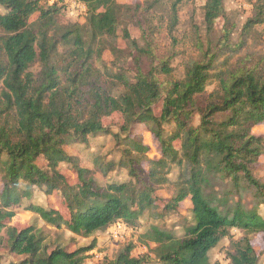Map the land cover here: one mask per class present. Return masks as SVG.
<instances>
[{"label": "trees", "instance_id": "trees-1", "mask_svg": "<svg viewBox=\"0 0 264 264\" xmlns=\"http://www.w3.org/2000/svg\"><path fill=\"white\" fill-rule=\"evenodd\" d=\"M67 1L43 6L42 0H0V245L17 258L0 264H84L95 249V240L69 249L46 242L34 226H10L14 211L8 208L30 199L35 188L59 193L68 217L56 208L26 206L56 228L89 237L119 221L137 230L143 226L142 216L161 215L156 214L154 192L166 183L172 168L178 169L179 187L163 210L176 209L189 198L191 221L183 233L147 224L138 235L147 253L134 256L136 245L129 241L99 264H220L210 262L209 252L223 239H229V264H258L248 236L261 233L264 239L259 212L264 182L254 173L264 153V138L252 134L251 126L264 121V75L242 62L226 67L243 43L232 46L231 31L223 25L217 43L201 46L200 59L186 66L182 79L173 81L169 62L155 64L157 57L145 38V48L132 47L150 63L142 68L137 61L133 80L114 74L123 88L114 96L104 90L90 60L95 40L105 38L112 45L117 38V0H79L86 7L84 23L64 26L59 16ZM175 1L173 6L180 0ZM253 9L255 15L244 29L264 21V0H255ZM224 16V0H205L206 32H213ZM176 24L177 11L172 8L171 31ZM84 35L90 37L88 43ZM123 35L130 39L125 29ZM60 46L66 55L63 67L56 64ZM37 58L41 68L34 75L29 68ZM61 73L67 75L65 84ZM212 79L216 87L205 97ZM114 112L124 117L120 134H114L118 160L96 163L102 175L125 171L128 180L101 185L65 148L88 136L112 134L103 119ZM194 114L199 117L197 126L192 124ZM133 123L145 125L155 137L160 158H146L148 147L129 134ZM63 162L73 168L75 185L60 173ZM232 229L243 236L233 239Z\"/></svg>", "mask_w": 264, "mask_h": 264}, {"label": "rangeland", "instance_id": "rangeland-1", "mask_svg": "<svg viewBox=\"0 0 264 264\" xmlns=\"http://www.w3.org/2000/svg\"><path fill=\"white\" fill-rule=\"evenodd\" d=\"M44 3V0H42ZM153 0H117L116 16L118 19L117 38L110 45L105 38H99L92 43L93 55L91 64L93 71L98 74L101 85L104 90L111 95H118L123 91L121 84L113 76L114 74H124L128 79L133 80L137 64L145 68L150 63V59L144 54L137 53L132 47L136 44L138 48H145V38L151 42L154 54L157 57L155 64L159 60H167L172 72L169 78L178 81L183 78L185 68L188 64L198 61L201 57L200 47L206 48L207 44H216L221 32L222 26H226L231 31L230 44L236 46L241 44L242 48L236 54L232 55L226 67L230 70L238 66L241 62L246 67L256 69L264 75V21L262 23H253L249 28L246 24L251 23L256 10L253 9L255 0H224L225 16L219 21L213 32H206L202 24L203 6L205 0H180L175 6V0H158L153 6ZM76 2L79 7L71 8L70 5ZM42 3V4H43ZM51 0H46L43 6L52 4ZM84 6V9L82 7ZM172 8L177 11V24L174 30H170V18ZM86 7L79 0H70L63 7L59 16L60 25L72 23L82 24L86 17ZM36 18L32 17L31 21ZM126 30L130 39L124 38L123 30ZM87 41L90 37L83 36ZM133 40V41H132ZM134 42V43H132ZM64 47L60 46L56 54V64L59 67L65 65L66 55ZM136 55L137 57H133ZM4 59V58H2ZM138 61V62H137ZM41 63L37 58L30 66L29 71L37 75L40 71ZM62 83H66V74H60ZM164 79V75H160ZM216 87L213 79L209 81L205 88L206 97ZM2 84L0 83V91ZM159 105L155 106V113L159 112ZM104 125L112 131L110 135L88 136L85 142L71 143L65 150L68 155L78 159L80 166L92 171V176L101 185L112 182H122L128 180L125 171L114 170L106 175H102L97 167V163L107 160H118V146L114 134H120V127L124 123V117L120 112H114L103 119ZM199 117L194 114L192 124L197 126ZM167 126L166 129L167 130ZM251 133L264 138V121L253 123ZM129 134L133 138L140 137L145 146L148 147L145 156L149 160H156L161 156V148L158 141L148 131L143 124L133 123L129 128ZM179 147L178 141L174 142ZM97 162V163H96ZM257 165L254 168L255 175L264 182V153L259 157ZM144 167L145 164H143ZM67 182L71 185L77 183V177L73 168L66 162L60 163L58 167ZM167 181L162 186L156 188L154 195L156 197L157 213L161 214L157 218H148L142 216L139 220L143 224L137 230H131L123 223L117 221L105 231H97L89 237L75 235L64 228H56L53 225L45 223L39 215L28 211L26 206L33 204L42 208H56L66 217V209L59 201V193L45 194L41 189L35 188L30 199H23L21 204L16 207H10L8 210L14 211V216L9 221L10 226L17 230L34 226L41 229L46 236V242L51 244L68 245L69 249L89 245L92 240L96 241L95 249L89 252V258L84 264H99L104 258H112L117 251L127 242H133L136 247L132 254L139 256L147 253L148 248L138 241V235L143 231L147 224H157L166 228L176 235L183 233L184 227L191 221V202L185 198L179 202L176 209L163 210V206L178 190V169L172 168L167 175ZM1 189V182H0ZM264 218V206L259 209ZM231 237L239 239L243 236L240 230L232 229ZM251 244L257 254L258 264H264V239L261 233L249 234ZM229 246V239H223L214 249L209 252L211 263L218 261L220 264H229L225 255V249ZM153 258V255H151ZM17 259L15 255L8 253V250L0 245V261L8 263ZM154 260V259H153ZM158 264V263H152Z\"/></svg>", "mask_w": 264, "mask_h": 264}, {"label": "built area", "instance_id": "built-area-1", "mask_svg": "<svg viewBox=\"0 0 264 264\" xmlns=\"http://www.w3.org/2000/svg\"><path fill=\"white\" fill-rule=\"evenodd\" d=\"M54 0H51V2H53ZM68 1H70V0H68ZM67 1V2H68ZM80 5L79 4H76V2H74V3H72L71 5H70V7L71 8H76V7H79ZM82 9H84V6L82 7ZM116 223H118V222H116ZM116 223H115V225H116Z\"/></svg>", "mask_w": 264, "mask_h": 264}]
</instances>
